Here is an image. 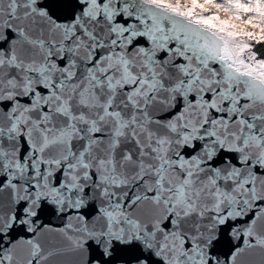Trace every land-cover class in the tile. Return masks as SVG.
I'll return each mask as SVG.
<instances>
[{"label": "snow or ice", "instance_id": "1", "mask_svg": "<svg viewBox=\"0 0 264 264\" xmlns=\"http://www.w3.org/2000/svg\"><path fill=\"white\" fill-rule=\"evenodd\" d=\"M258 46L264 0H0V264H264Z\"/></svg>", "mask_w": 264, "mask_h": 264}, {"label": "trees", "instance_id": "2", "mask_svg": "<svg viewBox=\"0 0 264 264\" xmlns=\"http://www.w3.org/2000/svg\"><path fill=\"white\" fill-rule=\"evenodd\" d=\"M257 50H258L259 52H264V46H258Z\"/></svg>", "mask_w": 264, "mask_h": 264}, {"label": "water", "instance_id": "3", "mask_svg": "<svg viewBox=\"0 0 264 264\" xmlns=\"http://www.w3.org/2000/svg\"><path fill=\"white\" fill-rule=\"evenodd\" d=\"M53 223H54V224H60L61 222L58 221V220L53 219Z\"/></svg>", "mask_w": 264, "mask_h": 264}]
</instances>
